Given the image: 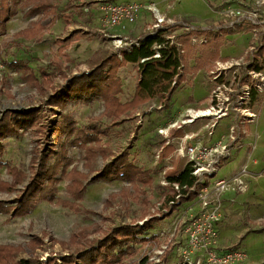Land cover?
<instances>
[{
    "label": "rangeland",
    "instance_id": "rangeland-1",
    "mask_svg": "<svg viewBox=\"0 0 264 264\" xmlns=\"http://www.w3.org/2000/svg\"><path fill=\"white\" fill-rule=\"evenodd\" d=\"M16 1L17 12L7 23L6 33L0 35V121L9 112L21 113L33 109L38 111V123L28 130H20L16 136L1 140L0 161L3 167L0 168V182L13 184L19 175L20 180H24L16 184L11 192L0 190V202L9 209L0 212V246L21 247L17 260L45 262L55 258L56 264H62L63 257L76 253L77 249L90 242L100 241L113 229L139 225L143 226L139 232L143 240L135 244V253L120 264H184L185 252L188 260L197 259L202 251H192L187 244L189 237L185 230L205 211L200 199L177 200V188L166 180L167 173L173 172L175 177L182 174L187 163V159L177 153L178 147L173 145L172 139L184 137L187 133H199L200 138L210 139V130L213 131L212 143L227 136L229 127L235 123L242 87L252 89L253 85H264V77L254 72L249 74L247 70L261 45L259 38L263 30L257 37L253 36V26L248 19L235 28L229 27L230 23L237 21V12L249 16L256 11L264 21V4L261 0H49L54 6V15L43 21L44 25H48L45 35L40 40H24L15 39L14 35L45 19V16L30 17L26 14L32 0ZM106 2L154 5L169 22L186 24L183 27L172 26L169 30L168 35L175 37L174 41L180 42L181 36L189 35L186 26L194 25L198 31L208 29L214 33L200 35L198 39H210L217 33V41L221 42L220 57L215 62L206 63L198 72L187 75V81L174 93L169 109L160 110L161 103L155 100L126 119L122 117L125 121L119 125H112V121L103 114L104 101L97 97H71L64 106L50 104L51 97L63 88L68 79L92 69L98 50L118 53L116 46L121 45L118 42L121 38L106 39L99 33L104 17L100 8ZM154 23L155 17L146 11L126 32L114 33L129 37L128 42H134L150 34ZM195 46L187 59L190 68L196 65L197 59L208 47ZM251 47H255V51L251 52ZM54 59L62 62V72L57 69ZM18 62L27 63L40 82L42 71L47 72L50 78L44 80V86L32 85L28 73L14 66ZM261 62L264 64V59ZM137 72L135 65L118 70L122 85L119 99L122 102L132 98L139 78ZM261 74L264 76V70ZM218 86L221 88L217 91L220 101L225 102L229 98L226 103L230 109L228 117L218 120L214 129L209 119H198L194 124L183 125L186 111L189 108H207ZM263 103L264 92L257 91L256 101L251 102L250 98L241 109H249L257 115ZM173 112L175 115L171 117ZM65 116L71 117L75 131L72 135L66 133L60 136L55 127ZM172 123H178L182 128H170L167 134L160 133ZM91 126L102 131L109 129L108 134L101 136L97 146L90 145L106 147L113 156L107 159L99 156L94 160L86 156L85 150L71 144L80 131ZM257 135L249 172L261 177L257 181L250 178V187L244 193L231 190L221 194V206L215 222L219 248L240 250L246 256L241 264H264V122ZM62 145L68 151L66 159L71 162L67 171L76 168L80 174L89 173V177L83 182L86 185L84 198L81 201L73 198L67 191L72 180L62 178L64 165L61 164L56 175L59 179L56 197L60 201L79 204L82 211L76 212L57 201L50 203L38 195L37 205L29 215L14 217L16 201L28 186L30 178L41 163H46L49 170L57 167V155ZM242 146V143L236 145L231 159L215 177L209 178L211 195L216 192L217 180L227 179L239 166L242 157L237 155ZM253 146H246L248 154L254 150ZM51 149L55 152L52 153ZM125 151L129 152L134 165L149 171L150 183L132 186L120 180H93L114 156ZM255 160L259 165H253ZM7 167L16 169V173L8 172ZM70 178H75V174ZM172 196L175 197V204L169 199ZM210 206L214 207L216 203ZM82 232H86L87 240L80 239L77 245L72 244L74 234L80 236L84 234Z\"/></svg>",
    "mask_w": 264,
    "mask_h": 264
},
{
    "label": "trees",
    "instance_id": "trees-1",
    "mask_svg": "<svg viewBox=\"0 0 264 264\" xmlns=\"http://www.w3.org/2000/svg\"><path fill=\"white\" fill-rule=\"evenodd\" d=\"M18 2L16 0H0V35H4L7 30V23L10 18L15 16L17 12ZM27 15L35 17L43 14L45 19H41L31 24L27 29H24L14 35L15 39L24 40H40L45 35L48 25H44L43 21L54 15V6L49 0H32L28 5ZM54 19H52L53 21ZM51 21V23H52ZM169 30H159L155 34H148L139 40L138 46L134 45L129 51L121 54L122 60L119 59L117 53L98 50L96 52V63L89 72H83L75 77L67 80L63 88L56 91L51 97L50 104L54 106H64L71 97H84L86 99L97 97L104 101V115L112 121V125H119L128 117L135 113L139 108L149 104L152 101L158 100L161 103L160 110L170 108L171 100L174 93L187 81L189 73H196L203 69L206 63H212L219 59L221 42L217 41V33L208 39L207 43L200 47H207L202 52L201 58L197 59L194 67L189 66L187 59L190 56V51L196 46H192L191 36H181L180 42L173 41L168 38ZM205 35L214 34L206 32ZM213 41V42H212ZM264 59V47L254 55V61L251 62L247 70L260 73L264 70V64L261 62ZM59 72L63 71L62 62L59 59H54ZM135 65L138 68V81L135 87L132 98L127 102H122L119 95L122 93V85L118 76V70L123 66ZM16 69H24L31 77V83L35 86H44V80H48L50 75L42 71L40 82L34 74L33 70L24 62H18L14 65ZM52 74V73H51ZM245 80V79H244ZM243 82L245 83V81ZM256 101V91L251 93V102ZM124 117L125 119H122ZM38 121V111L28 109L25 112L13 113L9 112L0 121V149L1 140L6 137L16 136L20 130H28L32 128ZM109 129L104 131L96 126L87 127L79 132L76 139L71 141L72 145L78 146L85 150L86 156L96 160L99 156L107 159L111 152L106 147H93L90 144L101 142V136L108 134ZM55 131L60 133V136L68 133L72 135L75 131L74 123L72 124L71 117L65 116L60 125L55 127ZM89 144V146H88ZM54 153V149H51ZM68 151L63 145L60 147L59 155H57V167L47 169L46 163H41V167L37 169L25 190L16 201L13 216L23 217L29 215L36 207V197H40L50 203L57 201L65 207H71L76 212L82 211L81 206L67 201L57 200V184L59 179L56 175L59 172L61 164L62 178L72 180L67 191L73 198L82 200L85 196L86 185H83L84 179H88L89 173L86 175L80 174L76 168L70 172L67 169L70 166V161L67 158ZM3 163L0 161V168ZM8 172L16 173V169L7 167ZM194 169L191 164L185 166L182 174L175 177L173 172L167 173L166 180L173 187L178 186V195H186L191 188L199 186L198 179L193 175ZM75 174V178H70ZM20 175L15 179L13 184L0 182V190L11 192L16 184L21 183ZM47 180L46 185H44ZM93 180L101 182L126 181L132 186L139 183H150L151 177L149 171L137 167L130 159L129 152H123L109 162L102 171L93 178ZM207 186L208 183L203 184ZM176 193V192H175ZM177 195V196H178ZM195 196L191 195L189 200ZM173 201L175 197H170ZM9 210L8 207L0 202V212ZM139 230V231H138ZM143 230V226L139 225H124L113 229L103 239L98 242H90L82 249H77L76 253L70 256L63 257L62 264H120L127 257H131L135 251V244L143 240L139 232ZM78 236L74 234L71 239L72 244L77 245L82 239L86 241V232ZM21 247L0 246V264H56L55 258H49L42 262L36 259L17 260Z\"/></svg>",
    "mask_w": 264,
    "mask_h": 264
},
{
    "label": "built area",
    "instance_id": "built-area-1",
    "mask_svg": "<svg viewBox=\"0 0 264 264\" xmlns=\"http://www.w3.org/2000/svg\"><path fill=\"white\" fill-rule=\"evenodd\" d=\"M264 4V0L260 1ZM103 13L102 19V28L99 30V33H102L106 39H117L120 46H116L118 49V57L122 58L121 54L127 52L134 45L138 46L139 38L137 41L128 42L129 37H121L120 35L115 34L113 31H118L124 33L128 30L130 26H133L137 23L141 15L149 11L153 17L156 19V23L152 25V32L150 34H155L159 30H171L172 26H185V23L170 21L164 17L159 9L151 4L139 5L135 3L129 4H117L114 2L103 3V6L100 8ZM237 21H234L229 24L230 28H235L237 25L242 24L246 21L245 19L250 20L253 29V36L257 37L259 31L263 30L261 33V45L259 49L264 47V21L261 20L260 14L252 12L249 16L244 15V13L237 12ZM260 18V19H259ZM167 25V26H166ZM189 34L191 36L192 45L199 44V46L207 43L208 37L203 39H198V36L205 35L204 33L209 32L208 29H202L198 31L194 25L186 26ZM168 38L174 41L175 37L168 35ZM255 47H251V52L255 51ZM256 51V53L259 51ZM255 53V54H256ZM254 54V53H253ZM254 57V55H253ZM253 63V62H252ZM220 68V66H219ZM254 71H249V74H252ZM256 73V72H254ZM264 77L261 72L256 73ZM224 86V85H223ZM224 88H226L224 86ZM221 88L218 86L214 95L210 97L208 107L205 109H193L189 108L186 111L184 119H182V124H194L198 119H209L212 121L210 125L213 129L217 126V121L222 120L228 117L230 109L229 105L226 103L229 101V98L225 102L220 101V97L217 95V91ZM255 90L264 92V85H253L252 89L249 86H243L241 95L239 99L241 103L238 105L239 108L236 110L238 113L236 115L235 123L229 127V134L227 136H222L215 142H211L213 131H209L210 139L200 138L199 133H187L184 137L173 138V145H177V153H181L182 158L187 159V163L191 164L194 169L193 175L197 177L199 186H194L189 190V192L184 195H178L177 200L180 199H190L191 195L195 197L193 199H200L201 204L203 205L202 210L205 211L202 216L200 215L198 219H194L186 228L185 233L188 235L189 240L187 242L188 246L193 250H201L202 253L199 254L197 259L194 261L188 260L187 252H185L186 261L184 264H241L244 262L246 256L238 249H220L218 242V233L215 226V222L218 220L217 212L221 206L220 196L227 191H239L244 193L248 189V182L245 180L246 175H248V169L246 166L242 167L239 174L235 175L232 178L219 179L216 182V192L211 195V190H209V178H213L217 175L218 171L224 166L232 157L233 149L236 145L242 143L243 137L246 135V124L253 122L257 115L251 112L249 109H241L245 101H249L251 98V92ZM209 112L211 115H202ZM206 126L205 128H209ZM170 128L181 129L178 123H172L169 125V128L160 130L161 134H167ZM189 140V145L186 144ZM185 143V145L183 144ZM207 182L208 185L204 186L203 184ZM178 190V186H175ZM216 203V206H210L211 203ZM175 204V202H171ZM210 249V250H209ZM190 251V253L192 252Z\"/></svg>",
    "mask_w": 264,
    "mask_h": 264
},
{
    "label": "crops",
    "instance_id": "crops-1",
    "mask_svg": "<svg viewBox=\"0 0 264 264\" xmlns=\"http://www.w3.org/2000/svg\"><path fill=\"white\" fill-rule=\"evenodd\" d=\"M51 21H50V23H51ZM177 22H180V21H177ZM67 27H68V24H66V29H67ZM113 32H117V31H113ZM263 114H264V103H263V106L258 110L257 118L252 123H249V125L247 127L248 130L246 129V135L243 137V140H242L243 146L241 147V149L239 150V153L237 155V156L242 157V159L240 160L239 166L237 167V169L231 175L226 177V178L234 177L235 175L240 173L242 167L246 166L247 169H248V175H246L245 180L248 182L249 187H250V183H249L250 182V178L252 180L254 179V180L257 181L258 178L261 177V175L259 177L258 176L256 177L253 173H250L249 172V166L251 165L252 157H253V154H254L255 149H256V140L258 138L257 134L259 133V129H260L261 123L264 122ZM174 115H175L174 112L171 113V117L174 116ZM246 146H253L254 150L251 152V154H248ZM253 165H256V166L259 165L258 161L255 160Z\"/></svg>",
    "mask_w": 264,
    "mask_h": 264
},
{
    "label": "bare ground",
    "instance_id": "bare-ground-1",
    "mask_svg": "<svg viewBox=\"0 0 264 264\" xmlns=\"http://www.w3.org/2000/svg\"><path fill=\"white\" fill-rule=\"evenodd\" d=\"M202 115H211L209 112L203 113V114H199L198 116H202Z\"/></svg>",
    "mask_w": 264,
    "mask_h": 264
}]
</instances>
